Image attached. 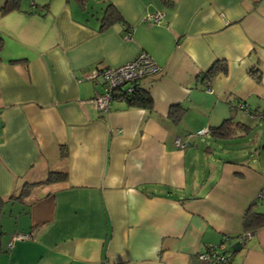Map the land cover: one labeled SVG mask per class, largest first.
I'll list each match as a JSON object with an SVG mask.
<instances>
[{"label":"crops","instance_id":"crops-1","mask_svg":"<svg viewBox=\"0 0 264 264\" xmlns=\"http://www.w3.org/2000/svg\"><path fill=\"white\" fill-rule=\"evenodd\" d=\"M107 1L121 20L101 29ZM0 33V264H207L198 255L233 244L250 203L264 211V0H21ZM141 51L160 68L140 84L151 108L96 109L89 72ZM218 59L226 71L201 77ZM226 117L246 127L195 137ZM229 264H264V225Z\"/></svg>","mask_w":264,"mask_h":264},{"label":"trees","instance_id":"trees-1","mask_svg":"<svg viewBox=\"0 0 264 264\" xmlns=\"http://www.w3.org/2000/svg\"><path fill=\"white\" fill-rule=\"evenodd\" d=\"M20 1L21 0H4L3 4L0 6V15L6 14L13 10L20 9ZM78 5L81 8H84L86 5L87 0H76ZM121 20V15L119 14L118 10L115 6L110 2L107 1L104 4L103 12L100 17V27L101 29L106 28L107 26L113 24L114 22ZM4 46V38L0 33V51ZM24 59H12V62L21 61ZM226 71V63L223 60H215L206 70H204L201 74V77L210 79L214 75L219 72ZM249 73L252 77H254L257 81L260 80L261 77V70L258 65L253 66L250 68ZM127 105L129 106H139L143 108H151L152 106V98L148 93L141 92L140 87L136 89L133 93L129 95L125 99ZM182 111L177 106H173L170 108L168 115L174 121H177L181 116ZM234 127H239L243 129L245 124L238 122L235 124L231 117H226L222 119V121L217 125H212L208 128L209 134L214 138H228L234 134ZM244 130V129H243ZM247 130V129H246ZM264 148V145H262ZM60 156L62 160H65L68 155V150L65 144H62L60 147ZM67 178V171L66 169H52L48 170L46 175L37 180H29L23 182L21 188L18 190L16 194H11L7 199H18L21 200L27 197L34 189L41 187L42 185L58 182L65 180ZM258 198V197H257ZM4 199L0 197V202ZM257 199L249 204L248 208L245 210L243 219H242V232L235 236V241L233 244L229 243V237H225L221 244L224 245L223 253H229L230 256L238 250L245 242L246 237H244L245 233L249 231L251 233L252 230L264 225V211H257L253 209V206L256 205ZM244 237V238H241ZM241 238V239H240ZM219 244V245H221ZM217 245V246H219Z\"/></svg>","mask_w":264,"mask_h":264},{"label":"built area","instance_id":"built-area-1","mask_svg":"<svg viewBox=\"0 0 264 264\" xmlns=\"http://www.w3.org/2000/svg\"><path fill=\"white\" fill-rule=\"evenodd\" d=\"M161 15L162 14L158 11L147 13L143 19L158 22ZM159 69V65L153 57L145 51L139 52L134 58L118 66H105L92 69L87 78L99 80L102 85V91L94 95L91 98V102L96 109L107 111L112 101L125 100L131 93L140 87L141 81L144 78L156 74ZM207 131V128H201L196 131V134H204L207 133ZM191 135L192 133H189L187 136L190 137ZM175 143L180 147L185 146V143L180 142L178 138L175 140ZM257 197L264 199V186H262L258 192ZM249 235L250 233L247 232L244 237L247 238ZM30 236V233H18L14 236V239H26ZM223 251V244L219 246H211L201 252L198 255V258L205 261L207 264H229L231 256L229 253H223ZM102 264L112 263L104 262Z\"/></svg>","mask_w":264,"mask_h":264},{"label":"rangeland","instance_id":"rangeland-1","mask_svg":"<svg viewBox=\"0 0 264 264\" xmlns=\"http://www.w3.org/2000/svg\"><path fill=\"white\" fill-rule=\"evenodd\" d=\"M24 1V0H23ZM89 7H91V5L89 4ZM194 133V135L196 134V132L194 131L193 132ZM195 137H197V135H195ZM208 141V140H207ZM207 143H209V144H211V142H207ZM201 145H203V143L201 144ZM214 145H217L218 146V143L217 144H212V146H214ZM262 204H264V203H262Z\"/></svg>","mask_w":264,"mask_h":264}]
</instances>
